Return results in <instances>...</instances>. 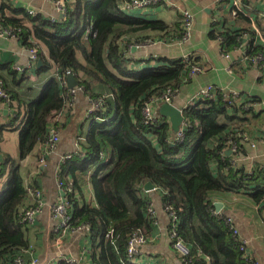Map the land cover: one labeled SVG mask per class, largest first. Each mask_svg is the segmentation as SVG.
Here are the masks:
<instances>
[{
  "label": "trees",
  "instance_id": "obj_1",
  "mask_svg": "<svg viewBox=\"0 0 264 264\" xmlns=\"http://www.w3.org/2000/svg\"><path fill=\"white\" fill-rule=\"evenodd\" d=\"M61 1L65 10L61 20L33 18L0 1V28L16 34L26 48L36 49L37 61H41L40 67L36 65L37 74L53 72L40 92L30 87L19 94L0 79L20 127V161L46 141L48 127H56L65 107L67 91L61 88L56 72L60 77L72 74L81 94L99 105L89 112L88 129L77 143L81 151L64 159L60 170L61 182L71 189L68 227L88 229L92 264H150L138 262V251L131 257L127 252L133 235L151 241L155 220L142 194L146 182L159 191L162 208L178 219L175 232L189 248L183 264H255L239 249L240 240L227 223L230 217L215 214L212 203L218 196L240 193L259 212L264 211V163H256L252 169L235 164V157L245 154L244 145L249 142L250 132L242 127L259 115L252 106L257 100L235 102L231 95L226 100L217 88L215 98L183 109V137L172 142L168 122L145 123L144 102L187 83L192 66H200L198 59H162L156 67L134 71L128 67L131 60L121 44L124 38L137 46L153 42L155 37L172 34L179 38L180 16L174 32L162 20L121 12L118 0ZM241 1L245 9L248 0ZM231 9L233 20L248 23L244 10ZM218 25L221 30L211 31L210 37L216 40L220 36V51H234L237 38L246 33L251 40L245 56H260L259 63H264V44L254 39L249 26L237 28L227 21ZM232 146L236 153L226 155L225 150ZM7 164L8 178L0 195V264H11L29 246L26 224L21 220L29 191L18 161L9 156L0 165V177ZM87 185L94 204L84 199ZM56 264L69 263L60 260Z\"/></svg>",
  "mask_w": 264,
  "mask_h": 264
},
{
  "label": "crops",
  "instance_id": "obj_2",
  "mask_svg": "<svg viewBox=\"0 0 264 264\" xmlns=\"http://www.w3.org/2000/svg\"><path fill=\"white\" fill-rule=\"evenodd\" d=\"M3 1L15 10H21L33 18L38 16L44 20L58 19L59 12L56 6L48 0ZM166 1L170 5L163 1L148 6L143 11L133 10L126 14L162 20L172 27L171 31L177 32L179 11L188 10L194 16L189 40L179 44L176 43L177 37L171 34L169 39L155 37V44L152 46L135 48L127 43L128 38H124L121 46L126 58L133 64L129 63L128 67L137 68L140 71L158 66L162 59H182L185 56H193L198 59L202 71L190 77L188 81L185 80L187 83L180 86L178 94L171 101V104L181 111L193 103L197 94L207 86L218 88L224 93L235 92L239 95L240 101L245 102L247 98L256 99V106L253 109H256L259 115L242 127L246 132L247 130L250 132L249 142L244 145L245 154L235 157V164L246 169H252L256 163L263 164L264 63H261V60L257 65H243L240 61L241 52L236 49L225 53V56L221 55L219 43L211 38L210 34L213 30H221L218 25L221 21L224 23L227 21L229 25L237 28L249 26L254 32V39L260 42L259 34L264 39V0H248L245 9H242L249 24L247 22L237 23L232 19L231 0L220 3H216L215 0ZM175 25L177 28H173ZM31 26L27 24V27ZM242 35V37H246V39L242 38V41L251 40L249 34L243 33ZM171 39L176 40L171 41ZM80 60H82L81 57ZM27 63L28 53L19 37H0V77L5 80L9 89L16 90L17 88L19 94L24 91L23 89L30 87L37 88L40 92L53 76L52 71L39 75L36 73V66L28 69ZM14 80H21V82L15 83ZM81 93L66 99L65 109L59 116L55 127L60 136L55 150L43 156L41 145H37L22 161L18 160L20 127L17 125L18 122L14 121L15 112L0 102V165L4 164L5 156L18 161L24 187L29 191L23 202L21 218L25 211L34 209L36 212L32 223H25L29 242L28 249L21 253L25 264H56L60 260L67 262L68 259L75 260L76 264H92L91 243L87 231L84 229H59L51 214V206L55 199L63 193V189L57 186V178L61 181L60 174L56 175V171L61 170L62 157L76 151L80 137L84 136L88 129L89 115L87 111L90 102ZM154 115L161 119L157 109L154 111ZM19 118L17 121H20ZM163 120L168 122L167 119ZM42 157L44 162L39 165V159ZM9 166V164L2 166V169L5 170L0 177V195L4 193ZM35 191L41 194L40 198L36 196L37 192L34 193ZM142 194L154 211L155 221L152 225L151 241L138 249V262L183 264L169 242L170 219L162 208L159 191H142ZM84 199L86 203L94 204L90 185L85 188ZM214 203H221L223 207L220 213L228 215L233 220L240 237L246 241L249 258L255 264H264V211L259 212L252 200L240 193L218 196L213 200L212 205Z\"/></svg>",
  "mask_w": 264,
  "mask_h": 264
},
{
  "label": "built area",
  "instance_id": "obj_3",
  "mask_svg": "<svg viewBox=\"0 0 264 264\" xmlns=\"http://www.w3.org/2000/svg\"><path fill=\"white\" fill-rule=\"evenodd\" d=\"M163 1H164V3L170 5V3L167 2L166 0H118V4H119V7L121 8V10H123L127 13H130L133 10L143 11L146 9V7L161 3ZM222 1L223 0H215L216 3H220ZM48 2L53 3L56 6L59 14L60 13L62 15L64 14L65 10H64L63 3L61 0H58V1L48 0ZM230 3H231V8H233L234 11H241L242 10L241 0H231ZM174 8H176V7H174ZM141 14H143V13L141 12ZM179 14H180V24H181L180 25L181 26V36L177 40L176 43L181 44V43L188 41L190 38L192 29H193L194 16L188 10H180ZM263 19H264V16H263ZM219 31L217 30L216 33H219ZM242 36L243 35H239V37L237 38V40H239V45H238V48H236V50H239L241 52V54H240L241 63L243 65H246V64L257 65L259 63V61L261 60V57L260 56H254V57H246L245 56V48H246L248 41L247 42L242 41L241 40L242 38L246 39V37H242ZM0 37L1 38H16L18 36L9 30H4V29L0 28ZM259 37H260V39H259L260 42L264 44V39L261 38L260 34H259ZM257 38H258V36H257ZM216 41L218 43L221 42L220 36L218 38H216ZM171 43H173V42H171ZM154 44H155V42H148V43L143 44V45H138V46L133 45L132 47H135V48H137V47H149V46H152ZM26 51L28 53V63H27L28 65H27V67H28V69L33 68L37 64V51L35 48H31V49L26 48ZM221 55L225 56L226 54L221 51ZM188 58H189L188 56H185L182 59L184 62H187ZM130 65H133V64L130 63ZM129 69H132L134 71L137 70V68H133V67H129ZM201 71H202V69L199 66H197V65L192 66V68L189 72V77L195 76V75L199 74ZM67 74L60 77V76H58V72H56V79L59 81L61 88L65 89L67 91V99H70V97L72 98L76 94H80L82 91H81V88L78 87V85L76 87L70 89V90L66 89V76H67ZM177 94H178V90L167 89L161 95H153L149 99H147V101L144 102V107L142 109V115H143L145 123L152 124V123L165 122V120H163L162 118L161 119L156 118L154 115V111L162 103L171 104L172 99ZM228 95L229 96L231 95L234 98L235 102L240 101L239 95L237 93H235V92L225 93L223 96H225L226 100L229 97ZM68 96H70V97H68ZM215 97H216V89L213 86H207L202 91H200L199 94H197V96L193 100V103L198 102L202 99H213ZM10 101H11L10 96L5 91L4 86H3V81L0 79V102L2 104H4L7 108H9ZM90 104H91V106H90ZM90 104H89V108L87 111L88 115H89L90 111H93V110H96L99 108L98 104H94V103H90ZM252 106L254 107L256 105L253 104ZM64 109H65V107L61 110V112L59 113V116L63 113ZM184 130H185V127H184V124L182 123L180 131L175 133V134H172L171 141L177 142V141L182 140ZM59 141H60V136H59L57 130L55 129L54 126H52V125L49 126L46 141L41 145V153L43 154V156L47 155L48 153L55 150L56 145L59 143ZM228 150H230L231 154H233V155L236 153L235 147H233V146L229 147ZM80 151H81V149L77 145L75 152H80ZM72 154L64 155L62 157L61 161H63L64 159H69ZM43 162H44V159L42 157L39 159V165H42ZM59 174H60V170H57L56 175L59 176ZM57 186L59 188L63 189V193H62V195L58 196L55 199V202L51 206V214H52L53 220H55L58 224L57 228L66 230V229H69L68 223L70 220V214L68 212L69 204H68L67 196L69 195L71 189L69 187H65L64 184L60 180H58V178H57ZM34 193H36V196L40 198L41 194L38 193V191H35ZM148 210H149V213L151 214V217H153L154 211L152 210V208H149ZM165 211L168 212L167 214H168L169 219H170V226H169V231H168L169 242L171 244L172 249L176 252L178 257L181 258L182 262H184L185 259L187 258V256L189 255V248L183 243L182 239L179 236H177V234L175 232V228H176V225L178 223L177 217L175 216V214L173 212L169 211V209H165ZM35 213L36 212L34 211V209H33V211H25L22 215V218H21L22 222L27 223V224L32 223L33 217L35 216ZM215 214H218V213L215 212ZM227 223L231 224L233 234L235 236H237L240 240L241 246L239 249L247 255L248 253H247V249H246V241L239 236V232H238L237 228H235L233 220L231 218H229L227 220ZM78 229H84L85 231H88V229L86 227H80ZM146 243H147V239H145L142 236H139V235L131 236V238L128 241V248H127L128 256L131 257L132 255H135L137 253L138 249L141 246L145 245ZM247 257H248V255H247ZM23 260L24 259H22L21 255H18L14 258V260L11 264H25ZM32 262H35V261H32ZM67 262L69 264H76L75 260H71V259H68Z\"/></svg>",
  "mask_w": 264,
  "mask_h": 264
},
{
  "label": "water",
  "instance_id": "obj_4",
  "mask_svg": "<svg viewBox=\"0 0 264 264\" xmlns=\"http://www.w3.org/2000/svg\"><path fill=\"white\" fill-rule=\"evenodd\" d=\"M63 15L60 13L58 15V20H61ZM41 61H37V66L40 67ZM78 85L77 81L75 80L74 76L70 73L66 76V89L70 90ZM158 115L163 118L167 119L168 123L170 125L172 134H175L180 131V128L182 126V123L184 121V117L182 114V111L180 109H177L172 104L168 103H162L157 108ZM226 155H231L230 150L225 151ZM154 190V186L150 182H146L143 185V191L145 192H151ZM223 205L221 203H214L213 208L216 213H220L222 210Z\"/></svg>",
  "mask_w": 264,
  "mask_h": 264
},
{
  "label": "rangeland",
  "instance_id": "obj_5",
  "mask_svg": "<svg viewBox=\"0 0 264 264\" xmlns=\"http://www.w3.org/2000/svg\"><path fill=\"white\" fill-rule=\"evenodd\" d=\"M156 5V4H155ZM120 8V7H119ZM120 10H121V8H120ZM121 12H124V13H127V12H125V11H123V10H121ZM139 18H141V17H139ZM181 34V33H180ZM169 37H170V35L169 36H167L166 38L167 39H169ZM180 38V37H179ZM179 38H177V40L179 39ZM176 39H171V41H175ZM154 42V41H153Z\"/></svg>",
  "mask_w": 264,
  "mask_h": 264
}]
</instances>
